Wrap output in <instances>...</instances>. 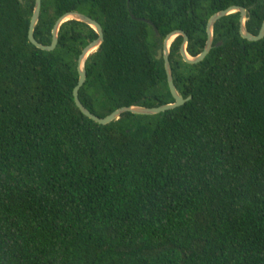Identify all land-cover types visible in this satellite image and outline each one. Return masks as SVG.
<instances>
[{
    "label": "trees",
    "instance_id": "16d2710c",
    "mask_svg": "<svg viewBox=\"0 0 264 264\" xmlns=\"http://www.w3.org/2000/svg\"><path fill=\"white\" fill-rule=\"evenodd\" d=\"M33 6L0 0V264H264V38L243 40L231 14L195 65L175 38L173 83L190 100L103 126L72 96L97 35L67 21L41 51L27 39ZM232 6L256 36L264 0H41L33 36L49 46L69 12L101 26L78 98L104 118L173 103L157 60L164 38L183 31L195 57L208 19Z\"/></svg>",
    "mask_w": 264,
    "mask_h": 264
},
{
    "label": "water",
    "instance_id": "95a60500",
    "mask_svg": "<svg viewBox=\"0 0 264 264\" xmlns=\"http://www.w3.org/2000/svg\"><path fill=\"white\" fill-rule=\"evenodd\" d=\"M19 1H21V0H19ZM40 11H41V0H34L33 12H32V16L30 18V22H29L27 39H28V42L32 46H34L35 48H37L41 51L51 52L56 48L57 43H58L59 28L63 23H65L67 21H76V22H80L82 24H85L88 27H90L95 32V34L97 35V38L94 41H92L90 44H88L82 50L81 54L78 57V60H77L78 81H77V85L73 89L72 96H73V101H74L76 108L79 110V112L83 116H85L89 120L93 121L94 123H96L98 125H103V126L108 125L112 122H116L119 119V117L125 113H130V114L139 115V116H154V115L164 113L166 111H170V110L179 108V107L183 106L188 100H190V97L187 99H184L177 92V90L174 86V83H173L172 70H171V67L169 64V47L175 38H177L179 36L182 37V43H181V46L179 49V53H180V56L182 58V61L186 64H189V65L199 64L206 58V56L209 54L210 50L212 49L213 27H214L215 23L217 21H219L220 19H222L226 16H229L231 14L239 13V36L243 40H246L249 42H258L264 38V20L261 24V28L259 30V33L256 36H253L252 34H250L246 30V27H245V22L247 20L248 11L245 10L244 8L238 7V6H232V7H229L227 9L223 10V11L217 12V13L213 14L208 19L207 24H206V36H207V38H206L204 48H203L202 52L199 53L195 57L189 56L186 52V45L188 43L187 35L183 31H180V30L173 31V32L169 33L168 35H166V37L164 38L163 43H162V49L158 51V55H157V60H159V59L163 60L167 85H168L170 95L173 99V103L161 105V106L155 107V108H146V107H141V106H137V105L130 106V107H122V108L115 110L110 115H108L104 118H99V117L95 116L94 114H92L89 110H87L80 103L79 98H78V92H79V89L84 85L85 80H86V71H85L86 59L89 57V55L94 53L103 42V32H102L101 26L95 20L85 16L84 14L75 13V12L65 13L64 15H62L61 17H59L57 19V21L55 22V24L53 26V29L51 32V43H50V45L44 46V45L38 43L34 39V36H33L34 29H35V27L38 23V20H39ZM131 18L133 20H136L135 17H133V16H131ZM139 21L145 22L148 25L153 26L150 21H147L144 19H139ZM153 30L155 32V35L158 37L159 36L158 31L154 26H153ZM220 45H221V43H218L216 46H220Z\"/></svg>",
    "mask_w": 264,
    "mask_h": 264
}]
</instances>
